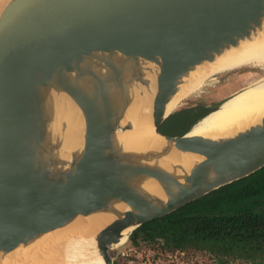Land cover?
Wrapping results in <instances>:
<instances>
[{"label":"water","instance_id":"water-1","mask_svg":"<svg viewBox=\"0 0 264 264\" xmlns=\"http://www.w3.org/2000/svg\"><path fill=\"white\" fill-rule=\"evenodd\" d=\"M263 32L264 0H4L0 258L102 215L92 252L114 264L142 225L264 168V117L220 138L162 131L201 66ZM142 109L160 143L137 136Z\"/></svg>","mask_w":264,"mask_h":264},{"label":"trees","instance_id":"trees-1","mask_svg":"<svg viewBox=\"0 0 264 264\" xmlns=\"http://www.w3.org/2000/svg\"><path fill=\"white\" fill-rule=\"evenodd\" d=\"M216 109L204 110L200 105L182 108L166 121L162 131L183 135ZM223 190L226 193L213 197ZM130 241L140 248L157 245L167 253L205 252L218 264L239 259L264 264V168L142 225L130 235Z\"/></svg>","mask_w":264,"mask_h":264},{"label":"bare ground","instance_id":"bare-ground-1","mask_svg":"<svg viewBox=\"0 0 264 264\" xmlns=\"http://www.w3.org/2000/svg\"><path fill=\"white\" fill-rule=\"evenodd\" d=\"M3 1L0 0V4ZM248 66L264 69V32L254 40L228 51L215 63L201 66L170 104V110L199 92L211 81L209 78ZM71 103L66 99L61 106L64 112L71 106L73 119L77 121L76 109ZM263 117L264 76L253 80L249 86L233 94L219 108L201 119L191 129L190 135L214 138L229 136L259 122ZM150 125V114L142 109L137 122V136L144 141L160 143L152 137V130H148ZM133 138L138 139L136 136ZM171 158L180 161L182 156L174 153ZM147 189L157 192L156 184L147 186ZM108 221V216L102 215L78 221L67 229L48 234L30 246L0 258V264H102L100 258L93 255V237ZM125 242L126 238L120 246Z\"/></svg>","mask_w":264,"mask_h":264},{"label":"rangeland","instance_id":"rangeland-1","mask_svg":"<svg viewBox=\"0 0 264 264\" xmlns=\"http://www.w3.org/2000/svg\"><path fill=\"white\" fill-rule=\"evenodd\" d=\"M262 76H264V69L252 66L244 67L241 68V70L238 69L223 75L213 76L208 79L211 81L199 92L194 94L189 100L181 103L180 109L199 105L203 107L204 110L219 108V106L233 94L243 90L249 86L253 80ZM223 193H226V191L223 190L222 192H218L214 194L213 197L222 195ZM110 254L114 263L118 261L119 264H218L213 256L205 252L189 251L185 253H167L166 251L160 250L157 245L146 248L143 246L141 248L134 247L130 241V237L123 246L111 249ZM227 264L250 263L243 259H239L228 262Z\"/></svg>","mask_w":264,"mask_h":264}]
</instances>
